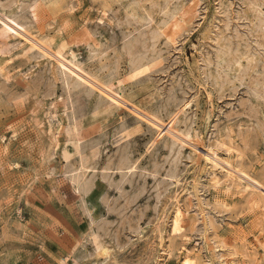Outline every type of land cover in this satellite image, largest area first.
<instances>
[{
    "label": "rangeland",
    "instance_id": "1",
    "mask_svg": "<svg viewBox=\"0 0 264 264\" xmlns=\"http://www.w3.org/2000/svg\"><path fill=\"white\" fill-rule=\"evenodd\" d=\"M209 154L264 187V0H0V264H264V194Z\"/></svg>",
    "mask_w": 264,
    "mask_h": 264
},
{
    "label": "bare ground",
    "instance_id": "2",
    "mask_svg": "<svg viewBox=\"0 0 264 264\" xmlns=\"http://www.w3.org/2000/svg\"><path fill=\"white\" fill-rule=\"evenodd\" d=\"M34 14V13H33ZM36 15V14H35ZM34 15V16H35ZM37 17V15L35 16ZM34 17V18H35ZM5 26L7 27V29L12 30L16 33H18L19 35H21L25 40H27L28 42H31V48H35L40 50L44 56H48L49 58L55 60L57 62V64L62 68L64 74L68 75L70 73L75 74V76L78 79H81L83 81H86L87 83H89V85L91 87H94L96 89H99L110 101L111 105H114L115 107H125L127 109H129L132 113H135L139 118L144 119L146 122H148L156 131H157V139H160L162 136H168L174 143L178 142L182 145H189L192 143L190 135L181 132L180 130H176L174 128L175 125V120L176 118H172L168 123H165L163 121H161L159 118L152 116V115H148L145 114L142 109L137 106L135 103L131 102L130 100H128L127 98H124L122 95H120L119 93L111 90L110 88H107L106 86H101V84H98L97 82H95L94 80H90L88 79L84 74H82L80 72L76 71V64L74 65V63L69 62L66 58H65V49H67L68 45L66 44H62L59 47H53L51 44L49 43H42L38 40H35L32 38V36H30L29 34H27L25 31H21V28H17L15 29L16 25H14L15 27H13V25H11V23L13 24L14 22H9L4 21ZM20 30V31H19ZM51 42V41H50ZM70 49V48H69ZM68 52V51H67ZM76 54V53H75ZM75 54H72L75 58ZM70 55V54H69ZM73 60V59H72ZM75 62V61H74ZM87 78V79H85ZM86 84V83H84ZM89 86V87H90ZM93 89V88H92ZM95 89V90H96ZM101 94V93H100ZM110 107V106H109ZM114 108L113 106L111 107V109ZM110 112V111H109ZM123 122V121H122ZM121 127V126H120ZM198 130V129H197ZM196 135V134H195ZM198 136V135H197ZM201 136V135H200ZM201 139V138H200ZM198 140V139H197ZM203 140V139H202ZM218 140V139H217ZM68 141V140H67ZM155 141V139H154ZM153 141V142H154ZM205 141V140H204ZM207 141V140H206ZM205 141V142H206ZM72 142V141H71ZM195 143V142H194ZM207 143V142H206ZM66 144V143H65ZM193 144V143H192ZM220 144H222L220 142ZM197 145V144H194ZM208 145V144H207ZM206 145V146H207ZM224 145V144H223ZM72 151H76L78 153V142L75 143L73 142L72 145ZM204 146V145H203ZM216 146V145H215ZM228 146V145H227ZM180 147V146H179ZM199 147V146H198ZM202 147V146H201ZM205 147V146H204ZM210 146H207V149ZM221 147V146H220ZM229 147V146H228ZM231 147V146H230ZM71 148V147H70ZM181 148V147H180ZM196 148V147H195ZM195 148H193L195 151ZM232 148V147H231ZM203 149V148H202ZM226 149V148H225ZM200 150V149H199ZM203 151V150H202ZM207 151V150H206ZM205 151V152H206ZM212 151V150H211ZM229 151V150H228ZM232 151V150H231ZM230 151V152H231ZM238 151V150H237ZM197 152V151H196ZM199 152V151H198ZM197 152V153H198ZM229 152V153H230ZM236 153V152H235ZM63 156L68 159L70 154H71V150H69V148H64L62 151ZM201 154V153H200ZM204 154V153H203ZM233 154V153H232ZM72 155V154H71ZM205 155V154H204ZM216 155V154H215ZM213 154H209L208 156L206 155L205 157L207 158V161H209L210 164L214 165L215 167H220L221 170L226 174L227 176V181H230V183L232 184H236V186L239 188V193L242 192V190H244L245 188L251 186L252 190H253V194L254 198L257 197L259 198L260 196H262V194H264V187L259 184L258 182L254 181L252 178H250L247 174H245L244 172L238 170L237 168L234 167V165H232V163L230 162H223L221 161L218 157H216ZM234 155V154H233ZM203 156V155H202ZM218 156V155H217ZM81 162V160H80ZM81 164V163H80ZM216 167V168H217ZM210 168V167H209ZM214 169V168H213ZM86 170V169H85ZM216 170V169H215ZM219 171V170H218ZM214 172V171H213ZM223 173V174H224ZM217 176V175H216ZM219 177V176H218ZM218 177H213L212 179V184L215 188H218L220 186H222L224 183L222 181L221 178ZM207 180V179H206ZM189 182V181H188ZM197 183V182H196ZM179 184V183H178ZM200 184V183H199ZM231 187V186H230ZM230 189V188H228ZM237 189V188H236ZM182 190V189H181ZM247 190V189H245ZM235 191V190H234ZM238 191V189H237ZM179 193V192H178ZM190 193V192H189ZM194 195V194H193ZM257 195V196H256ZM180 199L177 198V196H175V209H174V214H173V222H172V232L174 234H180L182 233V231H184V227L182 226V221L184 219L185 216V210L183 208V206H181L180 204ZM168 248V247H167ZM167 253V252H166ZM164 254V253H163ZM168 255V254H167ZM172 256V254H171ZM168 257V256H167ZM229 261V260H228ZM231 262V261H230ZM229 262V263H230ZM219 264H228L227 261L225 260H221Z\"/></svg>",
    "mask_w": 264,
    "mask_h": 264
}]
</instances>
